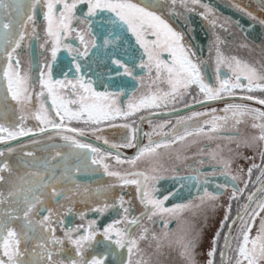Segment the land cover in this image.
Returning a JSON list of instances; mask_svg holds the SVG:
<instances>
[{"label":"snow or ice","instance_id":"snow-or-ice-1","mask_svg":"<svg viewBox=\"0 0 264 264\" xmlns=\"http://www.w3.org/2000/svg\"><path fill=\"white\" fill-rule=\"evenodd\" d=\"M260 2L264 4V0ZM164 4L168 5L173 16L180 15L175 10L177 5L188 12L196 11L199 6L203 9L200 16L213 27L219 23L215 10L202 0H0V61H3L0 76L5 81L6 93L16 102L21 113L17 123L9 126L0 123V142L32 134L34 129L25 127V121L31 118L37 121L36 131L39 134L51 131L61 137L69 149L67 153L55 151L43 158H36L32 152L24 153L27 157H33L31 162L23 161L25 169H32L24 175H16L6 160L0 165V183L5 182L3 173L7 172L9 176L7 192L0 190V264H105L109 257H112L113 264H147L142 257L140 242L149 239V229L144 227V221L154 222V218H159L165 229L172 220H176L179 232L165 231L161 235L152 232L151 240H168L169 246L174 244L182 249L185 264H195L193 249L196 237L191 235L192 226H188L183 219V213L205 204L214 206L222 193L208 191L205 187L198 205L189 201L168 207L165 202L175 193L169 191L162 194L156 188L155 181L159 176H149L147 171L110 170V162L114 161L118 166H135L140 160L158 157L159 149L170 148L190 137H204L208 141L223 139L229 143L236 140L238 146L252 147L257 142H264V107L225 103L222 109L192 112L189 116L179 117L169 132L163 129L171 121L154 125L151 132L144 133L148 143L143 145L136 143L137 129L132 128L133 134L126 137L123 144L110 145L111 149L116 150L115 153L77 138L90 132L97 140L103 139V143L108 145L109 141L98 135L101 131L99 125L114 121L117 117H131L141 110L151 111L175 105L191 95L194 86L204 101L238 98L264 106V97L250 94L254 91L264 92V66L258 69L236 56L224 55L219 47L224 41L217 35L213 42L216 54L215 83L207 82L202 71V65L206 62L196 56L190 45L185 44L184 34L158 14L157 10ZM80 5L83 7L80 8ZM38 11L44 24L41 32L37 31ZM246 14L252 16L251 12ZM260 23L264 24V20ZM220 27L223 28L224 23H220ZM127 33L134 36L139 46V54L130 60L131 67L125 60L128 49L124 37ZM69 37L78 40L79 46L68 43ZM26 39L29 48L31 41L36 39L42 41L39 45L41 49L50 51L51 63H44L35 79L31 75V63L25 69L18 52ZM62 50L68 53L70 59L65 65L67 71L63 72L64 78L55 79L52 65L57 62ZM102 61L106 62V67H110V72L104 76L93 67ZM136 68L146 71L147 85L144 84L145 76L138 75ZM73 71L77 75L69 79L68 73ZM86 73H91L96 79ZM105 76L109 81L117 76L132 78L139 81L146 91L139 96L133 91L126 107H122L120 98L126 95V85L116 83L115 91H98L94 86L97 81L102 82ZM204 101L195 100L196 103ZM199 118H203L202 121L198 122ZM245 118L251 119V127L258 130L256 135L244 137L238 131L236 135H221L225 131H236ZM140 119L144 120L145 117L141 116ZM73 121H83L88 127H69ZM149 123L152 121L149 120ZM108 126L114 125L109 123ZM123 127L131 128V125L125 124ZM153 136L160 137V142L154 141ZM52 138L48 136L49 140ZM197 142V139L191 141L193 144ZM30 143L37 144L39 141L33 139ZM51 147L58 148L60 145ZM122 147H135L137 152L130 158H122L123 153L119 151ZM15 150L11 147L6 149L7 153ZM221 151V146L217 145V150L208 153L209 162H214L211 173L197 170L196 175L173 178L206 185L217 175L225 176L230 183L217 184L216 187L221 190L231 187L229 199L238 200L244 196L253 170L259 169L254 182L259 187L247 194V202L237 211L235 218H231V204L228 205L227 214L213 242L218 244L221 233L227 227L220 251L221 264H264V216L261 215L264 213V167L261 166L264 164V148L259 152L261 164L253 163L247 169L248 179L244 181L243 188L237 183L242 177L232 173V161L220 155ZM4 155L5 152L0 151V157ZM73 158L78 162L73 163ZM200 163L203 164L204 160ZM91 166L102 168L107 176L116 178L122 185H135L143 211L139 215H130L121 195L117 198L118 207L116 203L105 201L103 206L89 208V211L100 215L110 208L123 213L121 219L113 220L103 228L98 226L96 219H89L85 224L86 212L77 214L80 223L73 224L67 220L66 217L73 212V200L69 194L79 196L82 202H86L93 194L99 197L115 187L108 185L93 192L82 185L76 179V174ZM69 184L73 187L65 186ZM61 199L67 204H61ZM51 203L66 208V212L50 207ZM17 222L19 228L16 227ZM57 226L63 233L60 236L56 235ZM134 229L138 230V234H133ZM98 236L101 239L98 240ZM172 236L174 239H170ZM134 254L139 258L134 260ZM216 254L217 248L214 246L208 252L207 264H214Z\"/></svg>","mask_w":264,"mask_h":264},{"label":"flooded vegetation","instance_id":"flooded-vegetation-1","mask_svg":"<svg viewBox=\"0 0 264 264\" xmlns=\"http://www.w3.org/2000/svg\"><path fill=\"white\" fill-rule=\"evenodd\" d=\"M133 2H139V0H133ZM202 2L209 4L215 10L216 16L219 19V23L215 27L199 15V13L203 11L199 6L196 7V11L188 12L177 5L175 10L180 14L178 16L170 14L167 4H164V6L157 11L174 29L184 34L185 44L190 45L196 52V56L200 60L206 62L202 65V71L206 81L215 83L216 54L213 42L217 35L224 41V43L219 45L224 55L236 56L253 64L258 69L264 66V24L260 23L261 20H264V4H262L260 0H202ZM237 5L239 7H237ZM79 7L82 8L83 5ZM240 9H244V11ZM246 12H251L252 16L247 15ZM253 17H255V19H253ZM36 23L37 31L41 32L44 24L42 15L39 11L37 13ZM220 23H224L223 28L220 27ZM124 39L126 42L125 47L128 49L125 60L129 62V66L131 67L133 65L130 60L139 54V46L136 44L135 38L131 33H127ZM67 42L79 46V41H74L72 37H69ZM40 43H42L41 40L33 39L31 41V47L29 48V41L26 39L22 48L18 50L22 66L27 69L29 62L31 63V75L34 79L38 71L42 69L44 63H51L50 51L41 49L39 47ZM69 59L68 53L63 50L58 54L57 62L52 65V73L55 79L64 78L63 72L67 71L65 65L68 64ZM105 63L106 62L102 61L99 65H93L96 71L102 76L110 72V67H106ZM0 64H3V61H0ZM136 72L138 75L145 76L144 84L147 85L149 81L147 80L146 71L136 68ZM76 75L74 71L70 72L68 73V78L72 79ZM86 75L92 79H96L91 73H86ZM116 83L126 85V95L120 98L122 107H126L127 101L132 96L133 91L136 92L137 96L146 91V88L142 86L139 81L126 76H117L112 81H109L105 76L102 82L97 81V84L94 86L98 91H115L117 90L115 88ZM103 85H108V87L105 88ZM133 85L135 87H133ZM5 87V81L3 77L0 76V123L9 126L18 122L21 113L16 102L11 100L10 95L6 93ZM38 90L37 88V91ZM250 94L264 97V92L261 91H254ZM193 98H195V100L204 101V97L199 94L198 88L195 86L191 90V95L185 96L182 101H178L175 105H169L168 107L151 111L141 110L131 117H117L114 121L102 123L99 125L101 131L98 135L106 138L109 141L108 145L103 143V139L97 140L96 136L90 132H87L84 137L78 136L77 138L82 139L85 143H91L95 147H100L105 151L111 150L115 153L116 150L111 149L110 145L123 144L125 138L133 134L132 128L137 129L135 133L137 137L136 143L138 145H143L148 143V137L144 136V133L151 132L154 125L164 123L165 121H171L172 123L166 125L163 129V131L169 132L172 124H175L179 117L189 116L192 112H206L210 109H222L225 103H245L256 108L264 107L252 101L240 100L238 98L215 102L208 101L207 104L199 106L195 105L197 103ZM186 104L189 106L185 107ZM141 116L145 117V119L141 120ZM202 119L203 118H199L198 122L202 121ZM149 120L152 121L151 124ZM109 123L114 126H108ZM251 123L252 121L250 118H245L244 122L237 126L236 131H225L221 133V135H236L237 131L244 137L256 135L258 130L253 129ZM125 124L131 125V128L123 127ZM25 127L33 128L34 132L29 136L20 137L13 141L0 142V151L5 152V155L0 157V165L6 160L12 166L13 172L16 175H24L26 171L32 170L25 169L23 166V161L27 160L31 162L33 159V157L25 156L24 153L32 152L35 154L36 158H43L50 154H54L55 151H62L65 153L69 151L62 138L56 136L51 131L45 134H39L38 131H36L37 121L34 119H27L25 121ZM69 127L87 128L88 126H86L83 121H73ZM49 135L53 137L51 140L48 139ZM33 139L39 141V143H30V140ZM152 139L156 142H160L161 138L153 136ZM193 139H197L198 142L195 144L191 143ZM51 145H60V147L53 148ZM217 145H220L222 149L220 155L232 161V173L242 177L237 183L239 187L243 188L244 181L248 179L247 169L253 163L261 164L259 152L264 148V142H257L254 146L247 147L243 144L238 146L236 140L229 143L227 140L223 139L208 141L204 137H190L183 142H176L170 148L159 149L158 157L152 160H140L135 166L129 164L118 166L114 161L110 162V170H119L121 172L147 171L149 176H159V179L155 181L156 188L159 189L162 194H167L169 191L175 193V195L165 202L168 207L178 203H188L189 201L193 205H198L200 203L199 198L203 195L202 189L205 187L208 191L222 193L219 199L214 202V206L213 204H205L200 208H193L183 213V219L188 222V226H192L191 235L196 237V245L193 249L195 264H207L209 259L208 252L214 246L217 248L214 264H221L220 251L223 248V236L227 233V227H225L224 231L221 233V239L218 244H214L213 241L216 231L220 228L221 222L227 214L228 205L231 204V218H235L237 211L247 202L245 199L247 194L255 191V189L259 187L258 184L254 183L257 175H259V169L253 170L251 182H249L244 196L238 200L229 199L232 192L231 187L226 190H221L216 187L217 184L230 183L225 176L217 175L206 185L199 184L195 181H181L173 178L176 176L187 177L189 175H196L197 170H199L200 173H211L213 171L214 162H209L208 153L217 150ZM9 147L15 148L16 150L12 153H7L6 149ZM119 151L123 153L122 158H130L136 154L137 148L122 147ZM177 156H179V159H177ZM246 157H252V159H246ZM201 160H204L203 164L200 163ZM72 162L76 163L78 161L76 158H73ZM85 163L90 162L86 161ZM261 166L264 167V164H261ZM153 169H155V171H153ZM241 169L243 171H241ZM216 170L219 172V167H217ZM3 175H5V182L0 183V190L6 193L8 188L6 181L9 179V176L7 172L3 173ZM133 178L138 179V177ZM76 179L93 192L97 188L105 189L108 185H115V187L108 189L99 197L93 194L86 202H82L79 196L69 194L72 196L73 200L71 205L73 212L66 218L73 224L81 222L77 215L80 212L87 213L84 219L85 224L89 219H96L100 228L107 226V224L111 223L113 220L121 219L123 213L117 212V210L113 208H110L103 215L89 211V208L96 205L103 206L105 201L109 204L116 203L118 207L117 198L121 195L126 202L125 207L129 208L130 215H139L143 211V206L139 202L140 195L137 191V187L135 185H122L116 178L107 176L102 168L91 166L87 168V170H82L80 173L76 174ZM201 179H203V175ZM151 183L152 181H150V184ZM181 185H183V187H181ZM65 186L73 187L71 184ZM257 199H259V196H257ZM60 203L67 204V201L61 199ZM49 206L57 211L66 212V208H60L55 203H51ZM261 215L264 216V213H261ZM37 219H39V217H37ZM256 224L258 226L259 218H257ZM16 227L19 228V222H17ZM144 227L149 229V239L141 241L140 248L142 249V257L147 261V264H185L184 257L181 255L182 249L174 244L169 246L168 240L155 241L150 238L152 232H155L157 235H161L165 231L179 232L176 220H172L167 229L163 227L162 221L159 218H154V222L145 220ZM255 232L256 228L254 227L253 235H255ZM62 234L61 229L57 226L56 235L60 236ZM133 234H138V230L134 229ZM233 235H235V228L233 229ZM97 239L99 240L101 237L98 236ZM170 239H174V236L170 237ZM158 244L159 247L157 246ZM124 254L126 256V252ZM137 258L139 257L134 254L133 259L135 260ZM105 264H113L112 257H109Z\"/></svg>","mask_w":264,"mask_h":264},{"label":"water","instance_id":"water-1","mask_svg":"<svg viewBox=\"0 0 264 264\" xmlns=\"http://www.w3.org/2000/svg\"><path fill=\"white\" fill-rule=\"evenodd\" d=\"M209 102H211V101H209ZM208 103V101H204L203 103H197V104H195V105H203V104H207Z\"/></svg>","mask_w":264,"mask_h":264}]
</instances>
